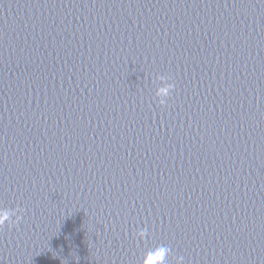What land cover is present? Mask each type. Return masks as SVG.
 Instances as JSON below:
<instances>
[{"label":"water","instance_id":"obj_1","mask_svg":"<svg viewBox=\"0 0 264 264\" xmlns=\"http://www.w3.org/2000/svg\"><path fill=\"white\" fill-rule=\"evenodd\" d=\"M0 206V264H264V0H0Z\"/></svg>","mask_w":264,"mask_h":264},{"label":"clouds","instance_id":"obj_2","mask_svg":"<svg viewBox=\"0 0 264 264\" xmlns=\"http://www.w3.org/2000/svg\"><path fill=\"white\" fill-rule=\"evenodd\" d=\"M156 80L159 81L155 88V96L159 98V103L164 104L166 102L167 97L170 96L171 91L174 89V83L170 82L171 78L165 75H158ZM18 211H22V209H17L15 213L9 212L6 208L0 206V228H2L5 222H10L9 226L18 222L21 219V216L17 214ZM15 216V220H12V217ZM147 228H141L137 235L140 239H144L147 235ZM156 251L159 253L158 259L160 260V264H163V257L167 256L171 249L167 245H157ZM183 257H176V264H182ZM141 264L143 262L141 261Z\"/></svg>","mask_w":264,"mask_h":264}]
</instances>
